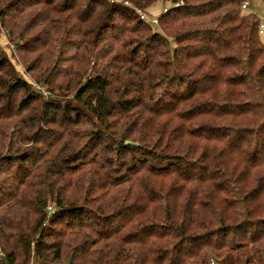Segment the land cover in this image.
Here are the masks:
<instances>
[{
    "label": "trees",
    "instance_id": "obj_1",
    "mask_svg": "<svg viewBox=\"0 0 264 264\" xmlns=\"http://www.w3.org/2000/svg\"><path fill=\"white\" fill-rule=\"evenodd\" d=\"M247 1L0 0V264H264Z\"/></svg>",
    "mask_w": 264,
    "mask_h": 264
},
{
    "label": "rangeland",
    "instance_id": "obj_2",
    "mask_svg": "<svg viewBox=\"0 0 264 264\" xmlns=\"http://www.w3.org/2000/svg\"><path fill=\"white\" fill-rule=\"evenodd\" d=\"M247 7L243 9L244 13H253L256 14L261 21H264V0H248L246 2ZM165 5L162 1H157L153 5H151L147 10V16L150 20L153 18H157L161 15V13L164 11ZM154 28L157 29L158 26L154 24ZM261 40L264 42V33L260 35ZM6 37L3 33L0 34V43L2 45H5ZM225 256V255H223ZM218 259L219 264H227L226 261L223 258H216L211 257L210 263L211 264H217L216 261ZM213 260V261H212ZM66 264V263H63Z\"/></svg>",
    "mask_w": 264,
    "mask_h": 264
},
{
    "label": "built area",
    "instance_id": "obj_3",
    "mask_svg": "<svg viewBox=\"0 0 264 264\" xmlns=\"http://www.w3.org/2000/svg\"><path fill=\"white\" fill-rule=\"evenodd\" d=\"M112 1H114V0H112ZM243 7H246V4H244ZM137 11L140 13V15H141L142 18H147L148 17L147 16V13L144 12L142 9L137 8ZM153 21L156 22L157 19H154ZM260 33H264V21L261 22V25H260Z\"/></svg>",
    "mask_w": 264,
    "mask_h": 264
}]
</instances>
